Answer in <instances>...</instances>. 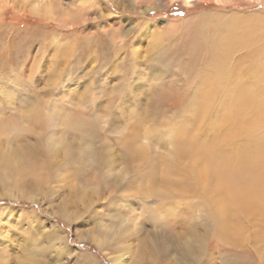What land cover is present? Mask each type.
<instances>
[{
  "label": "rangeland",
  "instance_id": "1",
  "mask_svg": "<svg viewBox=\"0 0 264 264\" xmlns=\"http://www.w3.org/2000/svg\"><path fill=\"white\" fill-rule=\"evenodd\" d=\"M98 1L73 20L79 0H0V226L10 235L37 230L41 246H56L47 253L50 264H113L116 255L143 256L142 264H264V211L235 204L229 219L218 178L198 179L200 165L181 160L176 146L185 126L200 142L220 135L204 123L205 112L229 129L233 107L222 112L219 100L198 108L196 93L207 78L220 76L221 84L202 98L264 81L258 44H215L238 34L264 40V0ZM193 39L208 48L183 105L170 110L161 97L145 113L147 91L163 93L171 84L159 53L185 56ZM255 103L262 109L245 117L243 141L264 132V98ZM83 122L92 127L88 144L97 159L65 162L64 146L79 140ZM36 148L43 149L40 164L27 155ZM252 150L261 156L264 139ZM227 224L246 225L248 239L222 236ZM96 232L111 234L117 248L98 246Z\"/></svg>",
  "mask_w": 264,
  "mask_h": 264
},
{
  "label": "bare ground",
  "instance_id": "2",
  "mask_svg": "<svg viewBox=\"0 0 264 264\" xmlns=\"http://www.w3.org/2000/svg\"><path fill=\"white\" fill-rule=\"evenodd\" d=\"M79 1L81 2L80 6L79 4L77 7L74 5L70 9L71 10L70 17L74 13L73 17L71 18L73 20H75L78 17L77 14L81 16L83 11H85V13L87 11V13L90 14L88 12V8H90V11L92 10L91 8L96 9L97 4L99 3L98 0H79ZM136 1L138 3H141V0H136ZM171 1H176V0H171ZM73 2L76 3L75 0H73ZM121 5H122V2H119L116 6H120L123 8L124 6H121ZM151 5L152 4L148 5L144 12L151 11L152 6H154V5L152 6ZM75 9H77L78 11H74ZM136 10L135 12H137ZM86 17L88 18L90 17V15L89 16L87 15ZM121 19L126 21V19L124 18H121ZM142 27L143 26H141V28ZM144 29H147V26H144ZM126 33H129V32H126ZM238 35H236L237 38L239 37L238 40H235L236 38L234 39V37L232 39L231 37V39L225 38L218 42L215 41V44L218 50L220 48L219 46L221 45H222L221 48H226L232 44H239L241 46H246L250 44L251 42L254 44H258L260 46V50L258 54L256 55L257 57L256 61L261 63L264 68V40H262V37L258 36V38L260 39H258L257 37H251L249 40L245 41L246 37L244 35L241 34L242 38H241V35L240 36ZM204 48H208V47H205V45L201 44L197 39H193L191 42L187 44L185 56H179V57H176V59H172L170 57H167L166 56L167 54L165 53L164 55L159 53L158 56L160 57L159 59H160V62L164 70V71L162 70L163 74L167 77L168 80L171 79V84L167 85V90L163 93L159 92L158 89L153 90L152 88H150V90L148 91L146 89L147 103L145 105V113L149 114L153 112L156 109L161 97H166V102L168 103L167 108L170 110L176 109L177 107H180L181 105H183L191 89V86L193 84V78L198 73L197 67H199L202 62V60L200 61V59H201L202 54L204 53ZM213 50H214V45H213ZM159 69L157 71H159ZM157 73L158 72H156V74ZM123 75L126 78H129L128 76H130L128 74L126 75L125 73ZM259 75L262 77L263 73H259ZM159 76H160V73H159ZM220 79H221L220 76H213L212 80H211V77L207 78V80L204 82L205 86L201 85V88L196 93L197 94L196 100L199 101L198 108H200L201 111H202V105L204 102L205 103L203 107L206 109V106H205L206 103L210 105V102L219 101V100L224 101V102L221 105L220 109L218 110H222V112H224L228 109L229 106L230 108L233 107L232 114L234 115V117L231 118L230 123L226 125V126H229V129H226V130L219 129V124H218L219 119L215 121L213 114H212L213 112L211 111L205 112L207 113V115H206V120L204 123H206V125L209 126L208 128L211 132L214 131L215 134L220 133V135L218 137H215L212 139H206V141L200 142L198 141L197 137L192 133L193 126L192 127L185 126L184 128H182L183 130H181V132L179 133V138H176V141H177L176 146L179 147L181 160L187 161V162H195L200 165L197 171L198 179L200 180L202 178L208 179L211 176H215V178H218L217 181L219 185L221 186V191H223V197H220L219 199V201H221L220 206L221 208L227 211V213L229 214L228 218L232 220L231 207L234 206L235 204H236L237 209L239 210L257 209L259 212L264 211V193L262 191V188L264 186L263 184L264 152L260 153L261 156H254L253 150L251 151V148L253 149L254 144L259 145V143H262L264 139V134H263L264 132L261 135H258L254 138H250V139L243 141L244 136L247 135V133L250 130L249 128L250 122L245 117L250 112L261 111L262 109L255 102H260L264 98V81L261 80L259 84H254L252 87L248 89L240 90L236 94L230 93L229 95H215L212 98H202L206 93L213 91L214 89L220 87L221 83H216ZM142 84H145V82H143ZM140 88H141V91L146 92L145 88L149 89V86L145 84L143 86L141 85ZM121 92H123V88L119 89L118 94H120ZM193 100H195V98ZM235 108H237L236 112H235ZM224 116L226 118V115ZM225 118H223L222 120H225ZM194 122L193 123L190 122V123L192 125L193 124L195 125L196 122L195 123ZM190 123L188 124L190 125ZM90 128L92 127L87 122H83L82 126L78 128V133L80 135L79 140H77L76 137L74 138L76 140H73L71 138L72 141L69 140V142H67L68 145L64 146L66 147V149L63 151L65 162H68V161L70 162L71 160H73L72 162H75L74 159L77 156H81L83 160L88 161L90 163L94 161L95 159H97L98 153L95 152L97 148L88 144L90 143L89 141L90 137L93 136L92 134H90L91 133V131L89 130ZM92 131L94 132V130ZM84 136H86V138L88 139H85ZM53 148H57V147H53ZM51 151L55 152V149ZM41 152L37 150V148L35 150L30 149L27 155L33 159L32 162H34L35 164H40L39 157H40ZM256 152H260L259 146L254 151V153ZM11 161L13 160H10L9 162L11 163ZM10 163H8V165L6 166H9ZM43 169H47V168H43ZM40 174H42V172ZM41 178L43 179L44 177L41 176ZM188 178H191V175ZM38 180L39 182L41 181L39 178ZM23 189L26 191L25 187H23ZM215 194L217 196V193ZM223 212L225 211L223 210ZM63 214L65 217L70 216L68 213H65V212ZM5 229L6 228L0 226V264H50L49 259H53V257L51 258L50 255H47V253L49 249L51 253H54L57 250L56 246L53 245L52 243L51 244L48 243L49 248L41 246L40 244L41 240L37 238L39 237V235L36 233L37 230L28 227L20 235L16 233L10 235V231L7 229H6L7 231H5ZM125 230L123 231L125 232ZM259 231L261 232L260 229ZM263 232L261 235L262 237H259L260 241L264 240ZM96 233H98V234H95L98 239L97 240L95 239V240L98 246L103 247L107 242H111L110 246L115 249L117 248L118 243L117 245L112 243V241L114 240H111V238H109L111 234H109L108 232H105V233L96 232ZM246 233H247L246 225H243V226L228 225V224L222 225V236L228 238L229 240L233 242H237L240 238L247 240L248 238L247 236H245ZM16 244L18 245L16 246ZM121 246H122V242H121ZM152 247L154 249L158 248V246L155 245L154 243L152 244ZM64 248L66 247H63L62 245H60L58 247V250L62 252ZM144 252L145 251H143V253ZM123 258H124L123 256L116 255L114 256V258H112V262L113 264H137V262L138 264L144 263L143 262L144 257L140 255L139 256L134 255L132 259L129 258L128 260L123 259ZM133 260H136V262L134 263Z\"/></svg>",
  "mask_w": 264,
  "mask_h": 264
},
{
  "label": "crops",
  "instance_id": "3",
  "mask_svg": "<svg viewBox=\"0 0 264 264\" xmlns=\"http://www.w3.org/2000/svg\"><path fill=\"white\" fill-rule=\"evenodd\" d=\"M7 230H10V229H7ZM18 244H16V246H17Z\"/></svg>",
  "mask_w": 264,
  "mask_h": 264
}]
</instances>
